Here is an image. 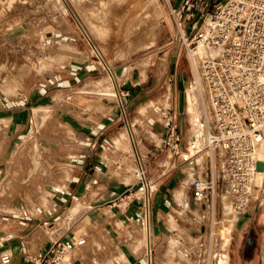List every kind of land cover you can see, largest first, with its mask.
I'll return each mask as SVG.
<instances>
[{
	"label": "rangeland",
	"instance_id": "1",
	"mask_svg": "<svg viewBox=\"0 0 264 264\" xmlns=\"http://www.w3.org/2000/svg\"><path fill=\"white\" fill-rule=\"evenodd\" d=\"M65 1L84 31L61 0H0V149H5L12 130L21 124L2 163L0 218L36 220L38 230L47 232L70 227L77 236L86 238L80 252L83 258L109 252L120 264L122 243H128L129 236L137 231L135 241L145 246L150 264H219L226 253L227 226L234 220L230 201L221 192L216 196V213L212 209L200 214L203 237L180 253L167 235L158 251L152 245L148 254L144 224L141 229L114 225L120 239L104 229L101 238L91 240L88 230L77 229V222H67L71 205L79 199L71 186L79 173L76 165L80 164L84 144L80 136H90L81 125L91 123L98 103H120L108 95L112 93L110 74L113 78L131 73L145 76L151 68L155 75L157 68L174 62L185 78L183 131L195 132L194 97L201 120L211 123L212 115L198 62L197 82L180 39L177 25L181 21L184 26L186 10L180 18L168 0ZM154 82L152 79V85ZM115 85L122 101L117 81ZM101 88L107 95L100 93ZM123 141L128 146L127 133ZM209 157L219 159L208 148L191 158L197 159L203 170ZM130 164L129 159H118L120 168L136 169Z\"/></svg>",
	"mask_w": 264,
	"mask_h": 264
},
{
	"label": "crops",
	"instance_id": "2",
	"mask_svg": "<svg viewBox=\"0 0 264 264\" xmlns=\"http://www.w3.org/2000/svg\"><path fill=\"white\" fill-rule=\"evenodd\" d=\"M168 1L173 10L179 11L181 18L182 12L187 9L186 5L189 8L195 0ZM218 1L222 0H209L208 6L197 3L192 10L196 14L199 10H211ZM183 6H186L184 10ZM182 20L186 30L190 31L189 22L185 17ZM174 65L171 62L162 69L157 68L155 75L148 68L145 76H136L135 73L115 76L122 101L98 103V112L93 115L91 123L81 125L89 131L90 136H80L84 144L79 154L80 164L76 165L79 173L71 186L76 188L79 199L71 205L67 222L73 207L80 205L70 221L77 222V229L88 230L91 240L101 238L104 229L115 239H120L113 230L114 225L138 229L143 224L145 226V187L149 200L150 249L153 245L155 252L158 251L169 235L173 240L172 247L180 253L203 237L204 228L198 219L205 210L214 209L216 213V196L221 192L229 199L232 213L237 217L226 245L225 264H264V200L258 204L256 199L251 198L240 210L225 191L218 161L210 158L207 168L200 170L197 159L182 157L187 158L186 147L192 132L183 131L185 78ZM152 79L155 80L153 85ZM168 118L177 124L180 136L178 152L181 155L174 153L165 143ZM20 126H15L9 143L5 149H0V174L9 146L14 143ZM128 132L136 158L130 152V144L125 145L126 151L123 150V138ZM124 158L136 165V169L131 166L120 168L118 159ZM137 167L143 171V178L138 174ZM202 177L214 182L211 198L206 202L193 197L192 182ZM15 206L18 207V204ZM36 222L0 218V264H34L33 259L45 255L57 239L63 240L68 246L67 255L61 264H119L109 252L83 258L80 252L84 249L85 237L77 236L70 227H59L51 232L38 230ZM136 234L137 231L129 236L128 243H122L120 264H146L147 250L143 244L135 241ZM83 238L84 242L77 244ZM3 255L9 256L8 263L1 261ZM178 263L181 262L175 264Z\"/></svg>",
	"mask_w": 264,
	"mask_h": 264
},
{
	"label": "built area",
	"instance_id": "3",
	"mask_svg": "<svg viewBox=\"0 0 264 264\" xmlns=\"http://www.w3.org/2000/svg\"><path fill=\"white\" fill-rule=\"evenodd\" d=\"M199 2L209 5V0H195L189 8L185 4L190 31L180 22L178 27L187 54L198 62L212 121L201 123L203 145L192 134L186 150L189 157L203 148L219 155L225 191L242 210L251 198L258 204L264 200V0H222L196 14L192 8ZM179 138L176 122L168 118L165 143L181 155ZM213 184L210 178L193 180L194 199L208 201ZM67 252L66 242L57 239L33 263L61 264ZM1 261L8 263L9 256L3 255Z\"/></svg>",
	"mask_w": 264,
	"mask_h": 264
},
{
	"label": "bare ground",
	"instance_id": "4",
	"mask_svg": "<svg viewBox=\"0 0 264 264\" xmlns=\"http://www.w3.org/2000/svg\"><path fill=\"white\" fill-rule=\"evenodd\" d=\"M61 1L64 4L65 8L68 10V6L66 5V1L65 0H61ZM191 62H192L193 72H194V74H195V76L197 78V82H198L199 80H198V75H197V65H196L195 61L192 60ZM109 82H110V84L108 85V87L112 89V93H109V95L114 96L117 99V101L120 102V97H119V95L116 92L115 81H114V78H113V76L111 74L109 76ZM99 91H100V93H106L107 90L105 88H101V89H99ZM108 91H110V90H108ZM193 103L194 104H197L196 105L197 113L195 114V116L193 114V116H194L193 119L194 120L192 121V129L195 131V132H193V134H196L197 140H200V145H203V143H201V139L203 137H205V136H203L205 134V132H204V127L201 124L202 123V120H201V113L202 112L199 109V104L197 103V100H196L195 97H194ZM44 109H43V111H44ZM47 109H48V107H47ZM193 110L194 109L192 108V112H193ZM45 114H46V112H45ZM42 120H43V117H42ZM29 134H31V131L29 132ZM208 137H209V139L211 138L210 135L209 136L207 135V139H208ZM128 141H129V144H130V147H131V150H132V154H133L134 158H136V153H135V150H134V147H133V142H132L131 135H130L129 132H128ZM186 156L189 157V154L186 153ZM204 164H201V165L202 166L204 165L206 167L207 162L206 163L204 162ZM201 169H202V167H201ZM203 170H204V168H203ZM137 172L140 175V177H142V178L144 177L143 176V171L141 170L140 167H138ZM143 193H144V200H145V204H146L145 211H144V214H145V220H144V222H145V231H146V234H145V242H146V246H147V249H148V254H150L151 235H150L149 209H148V201L149 200H148V193H147V190H146L145 187L143 188ZM180 198H181V196H180ZM183 199H184V197H183ZM197 204H199L198 201H197ZM79 208H80V205H77V206L73 207V209H72V215H71V217H69L68 222H70L72 220V218L75 216V214L77 213V211L79 210ZM224 210L225 211L227 210V213H228V208H225ZM236 219H237V217L235 216L232 224H229L227 226L226 232L229 235L226 237L227 239L225 240L226 245L228 244V242L230 240L231 233H232V228L231 227L234 224V222L236 221ZM148 256H147V262H146V264H150V258H148ZM226 260H227V253H225L224 259L221 258V260L219 261V264H225L226 263ZM211 264H215V262L213 261Z\"/></svg>",
	"mask_w": 264,
	"mask_h": 264
},
{
	"label": "water",
	"instance_id": "5",
	"mask_svg": "<svg viewBox=\"0 0 264 264\" xmlns=\"http://www.w3.org/2000/svg\"><path fill=\"white\" fill-rule=\"evenodd\" d=\"M66 5H67V3H66ZM68 6V5H67ZM69 9V11L71 12V14L74 16V18L76 19V21H77V23L79 24V26L82 28V26L80 25V23H79V21L77 20V18L75 17V15L73 14V12L70 10V8H68ZM82 30H83V28H82ZM96 52H98L97 50H96ZM98 55H99V52H98ZM105 64V63H104Z\"/></svg>",
	"mask_w": 264,
	"mask_h": 264
}]
</instances>
